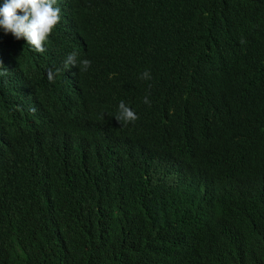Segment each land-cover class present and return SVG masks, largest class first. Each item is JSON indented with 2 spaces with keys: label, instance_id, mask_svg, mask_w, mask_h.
Wrapping results in <instances>:
<instances>
[{
  "label": "trees",
  "instance_id": "trees-1",
  "mask_svg": "<svg viewBox=\"0 0 264 264\" xmlns=\"http://www.w3.org/2000/svg\"><path fill=\"white\" fill-rule=\"evenodd\" d=\"M62 1L0 157V264H264V0Z\"/></svg>",
  "mask_w": 264,
  "mask_h": 264
},
{
  "label": "clouds",
  "instance_id": "clouds-1",
  "mask_svg": "<svg viewBox=\"0 0 264 264\" xmlns=\"http://www.w3.org/2000/svg\"><path fill=\"white\" fill-rule=\"evenodd\" d=\"M65 4L62 0H0V86L12 85L11 91L0 99V157L12 139L31 132L32 112L41 109L37 93L39 82L32 83V51H46L43 45L62 23ZM90 65L89 59H79L76 52L70 53L64 61L65 68L78 66L81 72H86ZM59 72V68H48V81L54 83ZM151 78L148 70L140 75L142 80ZM144 103L150 105L147 96ZM112 116L121 125L139 119L123 100Z\"/></svg>",
  "mask_w": 264,
  "mask_h": 264
}]
</instances>
